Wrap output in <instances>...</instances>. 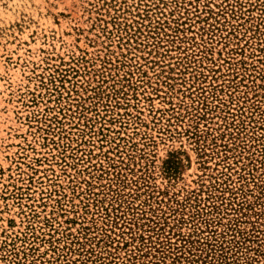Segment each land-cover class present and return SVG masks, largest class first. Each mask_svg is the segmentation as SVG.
Instances as JSON below:
<instances>
[{
	"label": "rangeland",
	"instance_id": "obj_1",
	"mask_svg": "<svg viewBox=\"0 0 264 264\" xmlns=\"http://www.w3.org/2000/svg\"><path fill=\"white\" fill-rule=\"evenodd\" d=\"M0 264H264V0H0Z\"/></svg>",
	"mask_w": 264,
	"mask_h": 264
}]
</instances>
